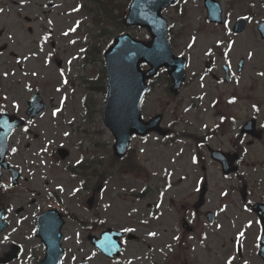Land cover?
Listing matches in <instances>:
<instances>
[{
	"label": "rangeland",
	"instance_id": "rangeland-1",
	"mask_svg": "<svg viewBox=\"0 0 264 264\" xmlns=\"http://www.w3.org/2000/svg\"><path fill=\"white\" fill-rule=\"evenodd\" d=\"M118 1L125 5L129 0ZM217 1L222 24L207 20L203 0H177L162 10L168 43L174 54L186 57L187 76L175 95L168 92L164 74L154 78L140 110L143 120L161 114L171 137L134 135L119 159L102 122L107 95L103 50L118 33L147 41L146 29L106 24L85 1L87 12L77 0H0V113L24 117L34 91L46 103L9 139L6 159L21 174L10 194L16 197H11V210L22 206L13 221L18 216L23 221L22 233L12 238L26 250L13 264L43 257L34 220L50 207L65 213L60 264H260L254 256L260 229L251 207L264 202V38L256 28L264 21V0ZM107 2L115 9V0ZM240 18L247 20L245 31L232 33L230 27ZM86 47L89 63L82 61ZM240 58L244 64L237 72ZM208 59L214 63L210 70ZM222 64L229 66V83L223 80ZM95 82L100 86L90 88ZM252 118L263 130L260 139L240 133ZM202 141L241 149L242 164L233 177L224 178L205 157ZM204 178L209 183L206 207L218 215L220 234L202 236L206 221L193 209ZM5 180L11 182V176ZM243 186L248 192L244 201ZM184 217L195 228L190 234L181 226ZM105 227L125 232L117 261L87 239ZM9 242L1 243V250Z\"/></svg>",
	"mask_w": 264,
	"mask_h": 264
},
{
	"label": "water",
	"instance_id": "water-1",
	"mask_svg": "<svg viewBox=\"0 0 264 264\" xmlns=\"http://www.w3.org/2000/svg\"><path fill=\"white\" fill-rule=\"evenodd\" d=\"M176 0H132L128 8V14L124 19L126 26H140L147 29L150 33V41L144 42L133 38L130 34H121L116 37L104 52L107 73L108 94L103 108V122L109 128L114 136L113 152L117 157L124 156L130 137L133 133L144 136L148 132H157L160 135L166 134V131L160 128L159 115L154 116L148 121H143L140 115V104L144 94L149 89L146 80L155 75L157 70L166 67L168 74L173 79L171 91L175 92L185 80V58L176 57L167 43V21L161 14V10ZM206 9H208V20L221 23L222 8L215 0H204ZM245 22L237 21L233 26V32L243 30ZM261 37L264 36V22L259 23ZM141 63H146L149 69L142 70ZM210 66L211 63L207 62ZM242 62L239 60V70ZM225 80L229 81L227 68ZM32 110L31 115L44 108L40 102L38 93L34 94L31 101L28 102ZM22 122L14 116L2 114L0 116V160L4 162V154L7 151V136L15 127ZM255 120L252 119L242 126L241 132H247L252 136H259L255 132ZM236 154H224L212 151V157L219 161L222 171L225 174L233 172V165ZM205 184L201 187L199 201L195 204L200 206L203 201ZM245 197V192L242 191ZM92 201V200H91ZM91 201L89 204H91ZM253 211L258 214L259 220L263 226V237L260 241V255L264 258V204L256 203ZM37 237L40 238L46 247L45 257L37 264H59L63 250L61 249L60 229L64 223L61 216L54 210H50L44 215H40L38 220ZM185 220H182V226L186 227ZM187 228V227H186ZM121 231L106 229L100 235V238L89 236L92 244L105 255L114 258L121 249L120 237ZM14 253L13 255H15Z\"/></svg>",
	"mask_w": 264,
	"mask_h": 264
},
{
	"label": "flooded vegetation",
	"instance_id": "flooded-vegetation-1",
	"mask_svg": "<svg viewBox=\"0 0 264 264\" xmlns=\"http://www.w3.org/2000/svg\"><path fill=\"white\" fill-rule=\"evenodd\" d=\"M161 74H164L163 76L165 77V83L167 84L166 86L168 87L170 84V79H169V82L167 83V76H165V70L164 69L160 70L155 75L156 79L159 78ZM218 80H221V78L218 77ZM260 131H261V136H262L263 130L261 129ZM170 134H171V131L169 130V134L166 137L170 138L171 137ZM202 143L205 146V150H206V154H207V156L205 155V157L208 158L209 161H211L213 164H215L218 167L219 171H221V173L223 175H224V173L222 171L221 163L219 161L218 162L215 161L211 157V155H212L211 149L217 150V151H223L224 153H228V154H231L232 152L236 153V156L234 157V160H235L234 161L235 162L234 172L232 174H229V175H224V178H226V179H229V177H233V175L237 172V170L239 169V167L242 164L241 149L235 148V146H232V148L230 150L222 149V148L220 149V148L208 145L207 141H202ZM203 154H205V153H203ZM0 170H1L0 171V228H1L0 229V237L2 238V240L0 241V244L3 242L10 241L8 248H3V250H1L2 248L0 246V264H13L19 259V256H21L23 254V252H26L25 247L23 246L22 242H20V241L16 242L15 239L12 238L14 236L18 237L22 233L21 229L23 227V221H22L21 216H18V218H16L15 221H13V217L16 215H19L20 212H22V206L19 205L16 208H14L13 210H11L15 206L11 203V197L13 199H15L16 197H14L13 195L10 197V194H11L13 188L18 186V184H19V181H18L19 174L17 173L16 178H14V173H12V171L6 169L5 167L0 168ZM202 170L205 171L204 166H202ZM8 174L11 176V180H10L11 182L6 181V180L4 181L5 176ZM203 180H206V179L204 178ZM206 183H207V180H206ZM208 187H209V183H207V189H206L205 196H204L205 198L201 204V207H199V208L193 207L194 211L198 215H201V213H202V216H204V219L206 221L205 223H203V228L206 227L207 230L205 232H203L202 236L203 235L220 234V231L223 229V226H221L220 224H217V222H216L217 217H218L216 212L214 210L212 211L211 209L206 207V197L208 195L207 194ZM244 192H246V196H247L248 192L246 190V186H245ZM242 200L244 201L245 199H242ZM192 205H193V203H192ZM252 207H253V205H252ZM252 207H251V210H252ZM256 217H257L256 219H257V223L259 224L260 230H259L258 236L254 240V246H255V248H254L255 252L254 253L256 254L254 256H256L260 259V264H264L262 256H260V254H259V249H260L259 241H260V238L262 236L261 235L262 225L260 224L258 216H256ZM186 220L188 223L187 232L190 234V233H192V231H194L195 228L193 226L191 227L189 219H186ZM227 223H229V221ZM243 238H244L243 236L240 237L241 242H242V240H244ZM16 249H18L20 252H19V255L15 257V256H12V254L15 252ZM238 252H240V250H238ZM240 257H241V255H240ZM33 263H34V261H32V264ZM245 264H249V263H247V261H246Z\"/></svg>",
	"mask_w": 264,
	"mask_h": 264
},
{
	"label": "trees",
	"instance_id": "trees-1",
	"mask_svg": "<svg viewBox=\"0 0 264 264\" xmlns=\"http://www.w3.org/2000/svg\"><path fill=\"white\" fill-rule=\"evenodd\" d=\"M115 1L117 2V4L114 7L118 11L117 14L115 12V9L114 8L111 9V6L108 5L107 0H87V2L91 6L94 7L93 10L96 9L94 11V13L99 11V13H96V14H98V15H100V17H102V18L104 17L106 19V22H105L106 24L109 21H113L116 24V28H118V27L123 28L124 27L123 18H124L125 13H126L125 11L127 8V4H129L130 0L127 1L125 5H122L121 1L120 2L118 0H115ZM114 14H116V16ZM97 21H98V19H96V22Z\"/></svg>",
	"mask_w": 264,
	"mask_h": 264
},
{
	"label": "snow or ice",
	"instance_id": "snow-or-ice-1",
	"mask_svg": "<svg viewBox=\"0 0 264 264\" xmlns=\"http://www.w3.org/2000/svg\"><path fill=\"white\" fill-rule=\"evenodd\" d=\"M53 114H55V113H53Z\"/></svg>",
	"mask_w": 264,
	"mask_h": 264
}]
</instances>
